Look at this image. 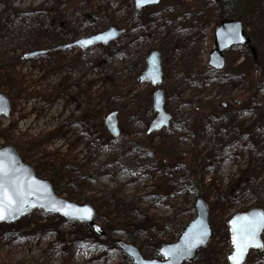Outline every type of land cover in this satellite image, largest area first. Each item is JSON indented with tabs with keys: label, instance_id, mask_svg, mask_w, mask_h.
Listing matches in <instances>:
<instances>
[{
	"label": "rangeland",
	"instance_id": "rangeland-1",
	"mask_svg": "<svg viewBox=\"0 0 264 264\" xmlns=\"http://www.w3.org/2000/svg\"><path fill=\"white\" fill-rule=\"evenodd\" d=\"M87 1L96 19H112L118 28L132 22L125 28L126 34L108 48L72 49L20 60L22 54L29 52L27 47L39 39L40 47L47 50L57 44L52 43L53 38L69 42L93 35L92 23L65 0H0V92L11 100L12 106L9 118L0 117V149L14 147L38 178L58 189L59 197L79 204L77 192L85 195L93 202L88 204L96 211V223L113 240L134 245L146 259L153 260L160 244L176 242L180 230L195 218L191 207L197 197L182 192L165 200L156 192L161 174L154 160L140 152L141 147L148 146L143 133L154 118L151 109L155 88L135 84L131 73L138 70L141 56L162 49L166 53L161 88L166 94V110L173 115L169 136L180 152L189 142L183 138L179 122H190L196 102L210 100L224 106L232 97L238 101L250 88L255 69L245 66L249 59L246 50L235 48L226 55L227 68L245 66L249 82L241 79L232 87L211 79L206 83L198 81L214 49L218 14L213 2L162 0L159 6L138 12L141 20L136 21L139 17L134 16L133 0ZM246 3L249 15L244 14L242 22L248 25L254 47L264 56V0ZM6 63L10 67H3ZM114 80L119 86L116 98L98 100V95L109 91ZM256 88L264 96V65ZM113 112L118 113L119 138H114L105 125ZM238 116L244 128L234 126L228 133H219V139L233 138V134L237 137L230 147H222V162L216 174L208 171L206 183L211 178L216 185L226 184L229 176L262 162L252 161L244 145L251 137L247 127L252 124L255 135L264 136V120L254 123L257 117L242 109ZM160 133L152 135L157 144L168 135L165 131ZM213 133H208V139H215ZM76 166L85 173L99 175L97 179L85 180L81 191L70 182V170ZM185 169L176 171L183 175ZM257 185L264 189V169ZM111 196L132 205L140 217L149 219L142 227L113 226L108 233L112 209L102 205ZM249 199L243 197L228 215L211 212L213 238L200 251L202 255L198 254L199 261L191 264H230L233 248L227 237V219L248 209L253 204ZM0 264L132 262L117 244L99 239L87 226L36 210L15 223L0 225ZM245 264H264V260L258 252H252Z\"/></svg>",
	"mask_w": 264,
	"mask_h": 264
},
{
	"label": "trees",
	"instance_id": "trees-1",
	"mask_svg": "<svg viewBox=\"0 0 264 264\" xmlns=\"http://www.w3.org/2000/svg\"><path fill=\"white\" fill-rule=\"evenodd\" d=\"M65 1L69 3L70 8H76L78 13L83 15L87 21L92 23L93 34L100 33L111 26H115L113 25L114 23L112 19H96V14H94L89 8V2L87 0ZM215 6L218 18L220 19L228 15V19L244 21L242 16L244 14L249 15V4L246 3V0H219ZM252 7L254 8L255 4L252 5ZM134 16L139 17L135 19L136 21L141 20V13L135 11ZM131 23L132 22H126L122 27L127 28ZM246 28L247 30L249 29L248 25ZM39 41L40 39L31 43L27 47L29 52L44 50L43 47H40L42 44H40ZM73 41L75 40L73 39ZM69 42L65 40V38L59 40L57 38H53L52 43L57 44L53 45V47L49 48V50ZM161 53L164 59L166 53L163 49L161 50ZM24 54H22L18 59L23 60ZM263 57L264 56L259 54V52H257L256 58L254 56L249 57L247 62L248 64L245 66L247 67L250 65L251 68L255 69L253 71L255 73H252L253 80L250 82L247 81L248 72L244 69L246 68L245 66L239 67L235 70L226 68L223 72L213 71L208 66L204 68V72L200 75V77H198V81H200V83L201 81L202 83H206L207 79H211V82H216L219 85L224 86L226 83H229L232 87H234L237 85L238 81L242 79L249 82L248 86H250V88L244 91L245 94L240 97L238 101L236 100L237 97L230 98L228 102L229 106L227 103V108H224L223 105L220 106L219 103L210 100H200L196 102L195 108L191 111L190 122H187L186 124L181 123L182 121L179 122L183 138L189 142L188 147L185 150L180 152L176 150V141H172V137L169 136V130H165L168 135L167 137H164V140H161L160 144H157L154 141V137L152 135L149 136L147 134V130L143 133L145 136L144 140L147 141L148 146L141 147L140 152L145 153L141 154L142 156H147L149 159L152 158L155 165H157L156 170L159 174H161V183H159L156 192L160 195L161 199L170 200L176 198L178 194L182 192L185 196L196 195L197 198L201 197L207 201L211 212L219 211L222 215H228L233 207H235L236 203H238L243 197L247 196L250 197L253 204L244 211H248L254 207L264 209V189L257 185V178L261 176L262 170L264 169V136L261 137L255 135V124H252L249 128L247 127V131L251 133V137L248 139V143L244 145V149L250 153V156L253 158L252 161L262 159V162L259 164L253 163L250 167L248 166L245 169L239 170V172L234 176H229L226 184L216 185L215 179L211 178L209 179V183H206L208 171H212L216 174L218 164L222 162V147H230L232 145V139L237 137L235 134H233V138H231V136L228 137L231 135V133H229L227 135L228 138L225 137L223 139H219V133L223 130L227 132L234 126L240 127V129L244 128L243 123L239 122L240 118L238 119L239 111L242 109L246 112H250L252 116L257 117L254 123H262L264 120V96L259 95L258 88H256V85L259 83V72L264 65L262 60ZM10 63H6L3 67H10ZM145 67L146 55H143L140 57L138 70L131 73V76L134 77L133 81L135 84L139 82V75ZM118 92L119 86L114 80L111 82L109 91L103 90L102 93L98 95V100L103 101V98H108L107 96H113L112 98L114 100L116 98V93ZM151 113L152 115L154 114L152 109ZM209 132H214L213 136H216L215 139H208L207 135ZM161 134L162 133H160V135ZM162 136H164V134ZM134 150H138V147H135ZM180 167L186 168L183 175H180L176 171V169ZM76 168L78 167L76 166L73 170H70L72 172L70 174V182H72L71 185L79 191H81L80 187L85 180L90 178L97 179L99 176L96 172L88 174L80 171L81 168ZM54 190L56 192L58 191L56 187H54ZM77 193L78 196L76 197H78L77 199H79V203L93 204V202L90 199H87L85 195L80 196V192ZM110 198L111 200L108 201L107 204L102 205L103 207L106 206L108 209H112V212L108 215L111 219V224L106 228L108 233H110L113 226L115 228H130L135 226L142 227L144 221L147 222L149 219L147 217H140L132 205L122 204L113 196ZM191 210H193V206L191 207ZM227 225V237L230 238ZM182 230H180V233ZM213 230L215 231V228H213ZM109 235L110 234H107L106 238L103 240L106 242L112 241L116 244V241ZM160 246H162V244H160ZM259 255L261 257L264 256V252L259 253ZM199 259L196 262H198ZM201 263H207V261H203ZM213 263L217 264L216 261L211 262V264Z\"/></svg>",
	"mask_w": 264,
	"mask_h": 264
},
{
	"label": "water",
	"instance_id": "water-1",
	"mask_svg": "<svg viewBox=\"0 0 264 264\" xmlns=\"http://www.w3.org/2000/svg\"><path fill=\"white\" fill-rule=\"evenodd\" d=\"M207 1L218 2V0ZM133 2L135 10L141 12L148 7L159 6L162 0H145L144 3L133 0ZM125 33V29L111 26L98 34L57 46L52 51L60 52L72 49L88 50L97 46L108 47L110 44L123 37ZM86 40H90L91 43H81ZM251 44L252 40L246 34V28L243 22L235 19L222 21L214 30L215 47L209 54L208 66L215 71H224L227 65L225 53L234 48H245L250 46L251 53L256 58V49ZM48 53V50L32 51L25 54L24 59H35L45 56ZM146 63V68L140 75L139 82L141 84H150L152 87L156 88L152 100V107L156 116L147 131L148 135H152L169 129L173 117L165 109V92L160 88L164 76L161 53L159 51H153L148 55ZM226 106L227 104L224 105V107ZM11 111V100L0 92V116L9 118ZM105 124L114 138L120 137L121 132L117 112L109 114ZM0 164H3L6 170H9L19 179L24 192L27 193L24 197L27 202L20 205L19 211L13 213L8 219L0 220V225L15 223L28 216L30 213L40 210L50 215L60 216L68 222L84 224L91 228L94 234L100 239L106 237L104 229L95 221L96 211L90 204H77L59 197L54 191L53 185L47 180L38 178L34 169L23 162L20 154L14 147L7 146L0 149ZM193 208L195 211V218L184 227L176 242L163 244L160 247L158 259H146L134 245L126 244L123 241H117L116 243L120 250L131 260L132 264H191L197 260L198 253L209 246L213 237L210 218L211 210L207 201L201 197L196 198ZM262 217H264V209L252 208L248 211L237 213L230 218L228 226L231 246L233 248L230 257L236 250L233 243L234 236L237 237V239H242L240 233L237 231L240 226L253 219L260 220ZM263 234L264 222L261 223V226L257 230L256 240L249 244L246 249L241 264L246 263L251 252L264 251V247L259 246L264 244L262 239ZM197 238H199V242ZM230 257V264H234Z\"/></svg>",
	"mask_w": 264,
	"mask_h": 264
},
{
	"label": "snow or ice",
	"instance_id": "snow-or-ice-1",
	"mask_svg": "<svg viewBox=\"0 0 264 264\" xmlns=\"http://www.w3.org/2000/svg\"><path fill=\"white\" fill-rule=\"evenodd\" d=\"M138 2L144 3L145 0H138ZM81 43L88 44L91 41L86 40ZM26 195L27 193L24 192L19 179L9 170H6L3 164H0V220L8 219L13 213L19 211V206L27 202L24 199ZM262 222H264V217L260 220L253 219L242 224L237 230L242 239H237L235 236L233 238L236 250L230 259L233 260L234 264H241L249 244L256 240L257 230ZM197 241L199 242V238H197ZM259 246L264 247V244Z\"/></svg>",
	"mask_w": 264,
	"mask_h": 264
},
{
	"label": "flooded vegetation",
	"instance_id": "flooded-vegetation-1",
	"mask_svg": "<svg viewBox=\"0 0 264 264\" xmlns=\"http://www.w3.org/2000/svg\"><path fill=\"white\" fill-rule=\"evenodd\" d=\"M224 20H231V19H228V18H222V19H220V18H218V23H217V25L219 24V23H221L222 21H224ZM249 34V33H248ZM253 45V44H252ZM214 47H215V45H214ZM243 50H246V52L248 53V55H249V57H251L252 56V53H251V50H250V46H248V47H245V48H242ZM233 50V49H232ZM231 51V50H230ZM230 51H227L226 53H225V58H226V55L230 52ZM258 52V51H257ZM248 57V58H249ZM226 63H227V59H226Z\"/></svg>",
	"mask_w": 264,
	"mask_h": 264
}]
</instances>
